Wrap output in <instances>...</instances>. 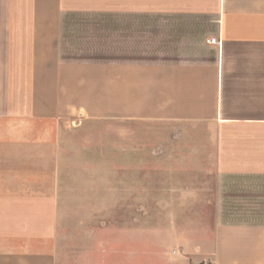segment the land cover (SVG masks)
<instances>
[{
	"label": "crops",
	"instance_id": "crops-1",
	"mask_svg": "<svg viewBox=\"0 0 264 264\" xmlns=\"http://www.w3.org/2000/svg\"><path fill=\"white\" fill-rule=\"evenodd\" d=\"M105 119L214 161L207 248L165 264H264V0H0V264H134L61 212L62 131Z\"/></svg>",
	"mask_w": 264,
	"mask_h": 264
},
{
	"label": "rangeland",
	"instance_id": "rangeland-1",
	"mask_svg": "<svg viewBox=\"0 0 264 264\" xmlns=\"http://www.w3.org/2000/svg\"><path fill=\"white\" fill-rule=\"evenodd\" d=\"M160 150L156 128L110 119L71 123L60 143L62 214L86 217L80 226L118 227L119 251L126 243L133 248L134 264L204 251L216 221L214 161L141 159ZM177 150L197 154L189 145Z\"/></svg>",
	"mask_w": 264,
	"mask_h": 264
},
{
	"label": "built area",
	"instance_id": "built-area-1",
	"mask_svg": "<svg viewBox=\"0 0 264 264\" xmlns=\"http://www.w3.org/2000/svg\"><path fill=\"white\" fill-rule=\"evenodd\" d=\"M216 41H217L216 38H211V39L209 40L210 43H216Z\"/></svg>",
	"mask_w": 264,
	"mask_h": 264
}]
</instances>
